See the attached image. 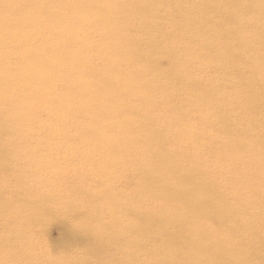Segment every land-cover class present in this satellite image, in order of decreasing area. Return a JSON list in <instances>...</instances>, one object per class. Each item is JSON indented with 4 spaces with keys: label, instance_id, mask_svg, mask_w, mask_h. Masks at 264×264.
I'll use <instances>...</instances> for the list:
<instances>
[{
    "label": "bare ground",
    "instance_id": "6f19581e",
    "mask_svg": "<svg viewBox=\"0 0 264 264\" xmlns=\"http://www.w3.org/2000/svg\"><path fill=\"white\" fill-rule=\"evenodd\" d=\"M214 3L217 15L208 12ZM161 10H179L181 23L159 20ZM252 11L261 13L256 30L249 23ZM167 24L169 34L161 30ZM193 43L200 48L194 50ZM207 63L240 72L250 82L259 79L264 87V0H0V264H9V256L26 264L31 244L20 233L56 216L49 215L50 195L37 190L36 196H16L11 158L1 155L29 145L11 139L41 132L82 139L50 145L85 147L84 165H100V176L119 178L117 191L110 185L101 195L97 183L92 190L69 187L73 201L84 204L66 203L72 224L66 221L61 264H68L74 249L86 255L81 264L89 256L90 264H163L177 256L178 264H264V225L251 222L243 210L237 217L217 195L230 182L231 171L224 168L248 151L258 156L252 202L264 204V129L239 133V118H231L200 79L189 76L191 65ZM178 78L187 99L169 85ZM256 92L264 98V89ZM162 103L178 115L162 121L155 113ZM178 103L182 111L172 105ZM195 111L199 118L192 121ZM212 118L219 129L207 138V148L204 142L198 147L205 136L204 126L196 124ZM199 148L213 160L204 161ZM152 189L160 196L147 206ZM98 200L108 207L91 211ZM114 209L120 213L118 229ZM113 238L119 239L116 246ZM140 239H151L147 248ZM254 243L256 253L248 251Z\"/></svg>",
    "mask_w": 264,
    "mask_h": 264
},
{
    "label": "rangeland",
    "instance_id": "374dc122",
    "mask_svg": "<svg viewBox=\"0 0 264 264\" xmlns=\"http://www.w3.org/2000/svg\"><path fill=\"white\" fill-rule=\"evenodd\" d=\"M217 7H219V3H214L209 8L208 12L213 15H217ZM168 12L171 13L161 10L159 12L160 18L158 19H162L167 23H181L179 18V10H170ZM259 17H261V13L253 11L251 12L249 23L254 25L255 30L259 24V22H257ZM191 18L192 20H196L198 17L196 15H192ZM212 22L214 23L215 21H209L210 24ZM161 30L165 31L166 34H169L168 32L170 28L167 24V26L164 29L161 28ZM235 32L237 34L238 29H236ZM246 41L250 42L251 40L249 39ZM216 42L218 44V48L224 43L222 40ZM193 44L194 50H198L200 48L199 45L197 46L195 43ZM163 46L165 49L168 47V42L165 39H163ZM158 56H161V54L159 53ZM133 64H135L137 67H141L139 63ZM96 65L99 66L100 64L96 62ZM142 70L144 71L145 69L143 68ZM189 76L195 80H197V78L200 79L202 86L211 92L213 96L212 99H214L215 104L220 105V107L223 108L231 118H239V120H237L235 123V127L238 129L239 133L245 132L246 129H249L254 133L262 134V129H264V98H262L256 91L258 89H264V87L261 86L259 79L255 82H250L249 80L251 78L242 76L240 72L228 74L226 70L224 71L217 65H211V63H207L198 69H196L195 65H191L189 69ZM261 77L264 78V73L261 75ZM169 85L172 88L178 89V92L175 95H180L186 99L188 98L187 95L183 96V93L180 92V87L183 88L181 78L169 80ZM154 97L157 101L161 100V95L158 93H154ZM247 104H250V106H247ZM172 105L178 108L179 111L183 110V106L180 103H178V106L175 104ZM155 113L161 114L162 121L164 120L165 116L176 117L178 115L175 114L172 106H166L164 103L158 107ZM187 116L188 119L191 118V112L188 113ZM198 118L199 112H193L192 121H195ZM46 122V119H44V123ZM179 122L183 123L184 119H180V121L177 123ZM196 125L204 126L203 133L205 136L204 138H200L196 144H198L199 147L203 146L201 143L204 142L207 148V138L211 137L214 132L219 129V126L214 118ZM254 136L258 137L257 135ZM262 137L264 136H261L260 138ZM218 138H221V136L218 135ZM2 140H7V138L4 137ZM11 140L27 141L29 144L26 146H17L16 150L10 154L5 151H2L1 153L3 159L8 157L11 158V163L9 165L11 170L9 173L12 174L15 179V185L17 186L15 187L16 196L27 197L32 195V193H34V196H36L38 194L37 190H39V194L43 193L50 195L51 198L47 206L48 211L51 213L49 215H56L50 219L45 218V220L36 223L32 231L27 235L24 233L21 235L20 233V237L25 235L26 239L29 241V245L31 244L30 250L27 251L28 258H26V260L28 262H32L29 264H61L63 262V258L60 254V246L62 244H67L69 239L68 229L70 226L67 225L66 221L72 224V221L69 222V219L66 218L65 215V213H68V207L66 203H75L78 206L84 204V202H80L79 200L73 201L74 199L72 198L70 193L71 189L69 187L72 185H75L76 187L83 186L92 190L95 189L94 183H97L96 188L101 195L104 190L107 191L106 189L109 188L110 185H112V189L117 191L119 188V178L100 176V171L98 168L100 165L96 168H90L84 165V163H87L84 161V159L89 157V154L84 153L87 151L85 147L76 146V148H74V146L70 147L64 145L53 147L50 145V141L62 143L82 141V139H79L74 135L61 138H49L46 134L41 132L40 134L37 133L27 138H17ZM194 149L197 148L194 147ZM199 149L200 152L205 154L203 158L204 161L213 160V154H209L207 151H202L201 148ZM245 153L246 156L243 158H234L231 164L229 163L224 168L231 171L230 182L222 186L221 192H219L217 195L221 198L224 204L228 203L236 209L237 217H241L243 215L241 212V210H243L247 213L248 218H252L251 222L254 220L257 222V225H264V204L253 203V197L251 196L252 189L250 179L251 176H258L257 169L255 166H253V163L257 161L258 156L248 151ZM13 160H16L17 163H13ZM92 175L96 178L92 179ZM243 175L245 176L243 177ZM118 176H120V173H118ZM129 176L131 177V180L135 179V176L132 172L129 173ZM149 193L150 194L145 201V205L152 206L156 202L155 197L160 196V190H155L153 192L152 189ZM14 204L15 206L17 205L16 203ZM105 206L108 207L107 202L98 200L97 202H94L93 205H91L90 210L96 212L97 209H100L101 207L104 208ZM165 207L168 210L170 208L166 205ZM260 213L261 215L258 217ZM76 214L78 213L76 212ZM118 216L120 217V213L117 211V209H114V221H112V223L116 229L119 227V223L116 221ZM76 218H78L77 215ZM244 220L246 219L244 218ZM226 224L230 225V221L228 220ZM14 231L15 230H12L10 232L14 233ZM214 235L217 236L215 233ZM12 238L15 237L12 236ZM212 238L215 241L219 237L217 236V238ZM117 240L119 239L113 238L111 243L116 246ZM150 240L151 239H147L143 241L140 239V243L144 248H147L145 244H150ZM203 242L208 243L210 240L205 238ZM256 248L257 243H254V245L250 247L248 251L256 253ZM122 249L124 250L123 247ZM242 249L244 250L245 248ZM129 252L131 251L129 250ZM71 254L73 256L70 258L68 264H81L83 263V259L86 256L83 255L79 249L72 250ZM92 258L93 257L89 256L84 264H90V260ZM178 259H180V256H177V259L173 261H163V264H178ZM155 260L159 263L160 258L154 259V261ZM17 262L18 261L16 259L9 256V264H16ZM28 262H26V264H28Z\"/></svg>",
    "mask_w": 264,
    "mask_h": 264
}]
</instances>
